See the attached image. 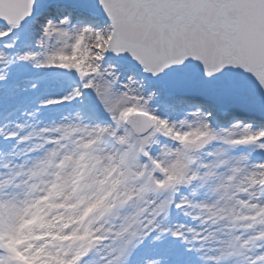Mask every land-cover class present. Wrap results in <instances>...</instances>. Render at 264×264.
<instances>
[{
	"label": "snow or ice",
	"instance_id": "snow-or-ice-1",
	"mask_svg": "<svg viewBox=\"0 0 264 264\" xmlns=\"http://www.w3.org/2000/svg\"><path fill=\"white\" fill-rule=\"evenodd\" d=\"M0 264H264V0H0Z\"/></svg>",
	"mask_w": 264,
	"mask_h": 264
}]
</instances>
